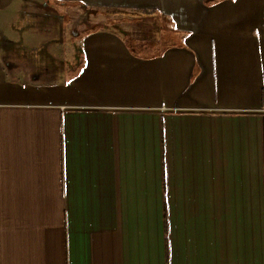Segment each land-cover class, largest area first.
I'll list each match as a JSON object with an SVG mask.
<instances>
[{
    "label": "crops",
    "instance_id": "crops-1",
    "mask_svg": "<svg viewBox=\"0 0 264 264\" xmlns=\"http://www.w3.org/2000/svg\"><path fill=\"white\" fill-rule=\"evenodd\" d=\"M206 1L0 0V264H264V0Z\"/></svg>",
    "mask_w": 264,
    "mask_h": 264
},
{
    "label": "rangeland",
    "instance_id": "rangeland-1",
    "mask_svg": "<svg viewBox=\"0 0 264 264\" xmlns=\"http://www.w3.org/2000/svg\"><path fill=\"white\" fill-rule=\"evenodd\" d=\"M55 7V15L65 19L62 21V26L60 24L56 27V29L50 28L49 30L54 31L56 39L63 40V46L61 48L63 50H69L70 48L75 47V44H78L72 35L74 31L81 32L84 29L91 30L101 27L112 29L115 28L124 34L133 36L138 41H145L149 40L146 38L155 36L156 32H159L160 36L164 35V33H166L164 29L167 27L170 28V25L168 26L167 22L156 15L144 16L140 13L135 14L133 12L85 10L80 9V7L71 10L67 9L66 11L63 7H58V5ZM39 8L41 9L37 13L40 15L44 14V8ZM67 17L70 19L68 18L67 20ZM34 25H36V23H34ZM37 28L38 27H36L33 31L38 32V30H36ZM45 40L46 42H43ZM48 40H50L48 36L40 38L39 44L34 48L52 51V44H50V41Z\"/></svg>",
    "mask_w": 264,
    "mask_h": 264
},
{
    "label": "trees",
    "instance_id": "trees-1",
    "mask_svg": "<svg viewBox=\"0 0 264 264\" xmlns=\"http://www.w3.org/2000/svg\"><path fill=\"white\" fill-rule=\"evenodd\" d=\"M216 1H217V0H216ZM212 2H213V1H211V0H207L205 3L208 4V5H210ZM164 30H165V32L169 31L168 29H164ZM164 34H165V33H164Z\"/></svg>",
    "mask_w": 264,
    "mask_h": 264
}]
</instances>
